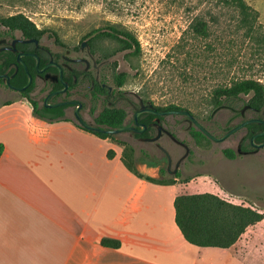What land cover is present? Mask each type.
Listing matches in <instances>:
<instances>
[{"label": "rangeland", "instance_id": "rangeland-1", "mask_svg": "<svg viewBox=\"0 0 264 264\" xmlns=\"http://www.w3.org/2000/svg\"><path fill=\"white\" fill-rule=\"evenodd\" d=\"M245 2L258 12L261 28L257 37L262 48L236 28L237 13L218 0H0V25L9 17L22 15L41 31L40 45L53 53L61 56L69 50L70 57L91 61V52L97 62L103 63L105 75H123L125 82L119 90L122 97L115 99V106L126 109L128 119L138 105L131 95L137 94L155 107L188 108L212 135L220 137L240 122L222 106L239 111L252 93L241 94L215 109L208 103L212 89L240 79H254L264 86V0ZM197 17L210 26L208 40H197L187 32ZM182 37L188 40L186 51L196 53L188 64L174 54ZM87 41L92 42L89 50L81 49ZM208 44L210 48H206ZM254 47L261 56L254 53ZM226 54L232 56L231 66L215 67L218 56ZM36 88L40 97L49 90L41 81ZM13 101L31 110L20 94L1 87L0 104ZM88 113L85 110V116ZM161 124L190 150L184 157L185 149L167 136L158 141L173 164L184 157L176 175L164 172L165 160L155 144L143 142L130 132L107 139L132 166L144 161L160 165L162 181L175 185L176 194H212L260 215V222L244 234L243 244L249 249L251 263L264 264V147L252 155L228 158L225 151L236 150L244 139V129L216 143L194 136L197 129L183 115L165 116Z\"/></svg>", "mask_w": 264, "mask_h": 264}, {"label": "crops", "instance_id": "crops-1", "mask_svg": "<svg viewBox=\"0 0 264 264\" xmlns=\"http://www.w3.org/2000/svg\"><path fill=\"white\" fill-rule=\"evenodd\" d=\"M0 143V264H244L185 241L176 187L155 181L160 165L128 167L110 140L73 121L3 103Z\"/></svg>", "mask_w": 264, "mask_h": 264}, {"label": "flooded vegetation", "instance_id": "flooded-vegetation-1", "mask_svg": "<svg viewBox=\"0 0 264 264\" xmlns=\"http://www.w3.org/2000/svg\"><path fill=\"white\" fill-rule=\"evenodd\" d=\"M29 40L31 41L24 42ZM39 42L40 37L38 39H27L20 30L10 28L3 24L0 25V93L1 87L6 91L18 93L31 105V111L34 109L33 103H35L38 110H51L50 115L56 119H71L77 122V111V114L83 121L85 119L89 120L92 123H88L89 125L100 128L104 126L98 123L97 119L104 109H124L115 106V99H119L120 94H122L119 91L122 86H117L115 80L120 75H105L103 63L97 62L94 59L93 53L88 52V57L91 61L83 57H70L69 50L65 51V55L59 56L40 45ZM82 44L81 49L86 48L89 50L92 42L87 41ZM58 68L61 69L62 79L60 78ZM29 77L31 81L27 86ZM39 81L43 85L47 84L49 86L47 93L41 97L38 96L40 89L36 88ZM108 82H111L112 85H108ZM64 83L67 84L66 87ZM63 89V92H58ZM131 96L134 97L138 105L133 108L134 111L131 120L128 119V112L124 109L126 111V117L122 127L141 130V126L135 125L134 114L137 111L144 110L138 117L139 124L144 126L142 132L131 130L126 132L134 134L137 139L143 142L155 144L165 160L164 172L176 175L180 170L184 157L190 153L189 148L161 124L162 119L167 115L159 116L145 111L159 110L152 103L144 101L141 96L137 94H132ZM69 102L72 104H64ZM56 104L61 105L53 107ZM132 106L129 102V107L132 108ZM222 108L228 109L240 118V122L235 126L249 120L262 121V123L253 122L243 126L241 129L245 130V136L241 140L242 143L237 146L235 151L229 149L234 155L246 156L257 152L251 144V139L254 135L264 132V108L258 110L248 104L239 111L227 105H223ZM243 109L244 111H242ZM85 110L89 112L87 116H85ZM147 115H152V117L147 118ZM250 125H255L256 128H249ZM233 127L228 128L226 132ZM169 133L175 138L174 140L169 136ZM163 136H167L171 141L185 149L184 157L176 160L175 164L172 163L170 154L158 144V141ZM156 137L158 138L153 141L152 139ZM258 139H260L259 142H257ZM254 143H264V135L257 136L254 139Z\"/></svg>", "mask_w": 264, "mask_h": 264}, {"label": "trees", "instance_id": "trees-1", "mask_svg": "<svg viewBox=\"0 0 264 264\" xmlns=\"http://www.w3.org/2000/svg\"><path fill=\"white\" fill-rule=\"evenodd\" d=\"M219 4L223 7L231 8L237 13L235 21L236 28L243 31V35L261 46L259 43L258 30L261 28L258 22V12L249 6L245 0H218ZM2 24L13 29L20 30L25 38L38 39L41 31H38L35 26L22 15H15L2 21ZM187 32L197 40H208L210 38V26L208 22L202 18H195L189 25ZM185 39L178 42L174 54L181 55L183 62L188 64L193 62V57L196 53L187 50ZM188 41V40H187ZM187 43V42H186ZM211 46V45H210ZM209 44L206 48H210ZM262 48V46H261ZM254 53L261 56L259 49L254 47ZM232 56L220 55L219 61L215 62V67L226 65L231 66ZM180 58V57H179ZM201 58V57H200ZM200 58L198 60H200ZM178 59V58H176ZM116 85L123 86L125 77L123 75L116 77ZM186 81L189 80L186 78ZM252 93V97L248 105L261 110L264 108V86L254 79H240L232 81L229 85H217L212 89L209 97V105L213 108L221 107L225 102L236 100L239 95ZM5 104H10L6 102ZM32 116L44 120L46 122L57 121H72L68 119H56L50 115L51 110H38L35 103ZM157 110L166 111H188L196 120L199 121L197 115H194L188 108H182L176 105H169L165 107H157ZM126 117L124 109H104L100 114L97 122L103 124V128L116 129L123 126ZM152 117V115H147ZM74 122V121H73ZM74 124L84 129L77 122ZM205 127V126H204ZM207 130L208 128L205 127ZM249 128H256L255 125H250ZM209 131V130H208ZM94 134L101 139H113V135L103 133H96L87 131ZM193 135L208 140L201 132L195 130ZM250 136V134H249ZM260 139L257 140L259 142ZM4 151V146L0 143V157ZM228 158H233L232 151L225 152ZM113 152H108V157H111ZM123 162L130 168L132 165L128 163L123 157ZM162 172V171H161ZM150 180V179H148ZM160 184H167L162 180H155ZM175 208V223L180 233L187 243L196 247H211L221 248L228 250L233 256L238 258L244 264H253L249 261V249L244 246V234L250 228L260 222L261 217L251 208L230 204L212 194H176L174 200ZM101 245L103 247H110L117 249L120 243L115 240L102 239Z\"/></svg>", "mask_w": 264, "mask_h": 264}, {"label": "water", "instance_id": "water-1", "mask_svg": "<svg viewBox=\"0 0 264 264\" xmlns=\"http://www.w3.org/2000/svg\"><path fill=\"white\" fill-rule=\"evenodd\" d=\"M31 40L29 41H24V42H30ZM84 45V44H82ZM59 69V75H60V78L62 79V76H61V69ZM31 81V78L29 77L28 79V83H27V86L29 85ZM65 87L67 86L66 83H64ZM63 90L61 91H58V92H63ZM47 101V99H46ZM66 105H70L72 103H64ZM58 105H61V104H56V105H53L54 106H58ZM141 106L143 107V105L141 104ZM151 107V105H150ZM247 108V107H245ZM144 110H141V111H137L135 114H134V121H135V125L136 126H141L142 129H144V126L143 125H140L139 122H138V117L139 115L143 112ZM147 112H151L153 114H156V115H183L186 117V119L188 120L189 122V125L190 126H193L194 128H196L199 132H201L206 138H208L209 140L211 141H214L216 143L218 142H222L224 141L225 139H227L229 136H231L232 134H234L235 132H237L238 130H240L243 126L247 125V124H250V123H253V122H260L262 123V121H258V120H249V121H245L233 128H231L230 130H228L227 132H225L222 136L220 137H216L214 135H212L200 122H198V120H196L188 111H154V110H145ZM244 111V109L242 110ZM76 117H77V123L79 125H81L84 129H86L87 131H92V132H96V133H103V134H107V135H116V134H119V133H123V132H126L128 130H131V131H135V132H142V129L141 130H136L134 128H130V127H120V128H116V129H104V128H100V127H97V126H93V125H89L88 123H86L85 121H83L80 116L77 114V111H76ZM261 135H264V132L260 133V134H257V135H254L251 139V144L252 146L255 148L256 151H258L260 148L264 147V143H261V144H255L254 143V139L257 137V136H261ZM169 136L174 140L175 138L172 136V134L169 133ZM158 137L152 139L153 141H155Z\"/></svg>", "mask_w": 264, "mask_h": 264}]
</instances>
